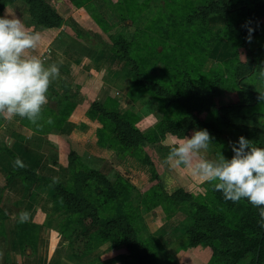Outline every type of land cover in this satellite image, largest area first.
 Returning a JSON list of instances; mask_svg holds the SVG:
<instances>
[{"label":"rangeland","instance_id":"rangeland-1","mask_svg":"<svg viewBox=\"0 0 264 264\" xmlns=\"http://www.w3.org/2000/svg\"><path fill=\"white\" fill-rule=\"evenodd\" d=\"M39 1L60 18V26L35 25L23 0L0 2V16L14 14L40 33L38 46L28 54L39 56L46 66L55 63L60 70L48 90L40 127L19 117L11 120L31 125L39 135L54 130L65 136L81 134L87 141L81 158L68 148L66 160L73 154V165L67 166L59 184L43 176L56 166L47 160L49 148L56 152V145L46 147L38 136L33 147L44 154V160L29 159L28 168L39 175L25 170L26 166L14 167L16 157L6 143L15 131H25L10 127L6 123L10 120L0 117V172L5 177L0 175V264H133L123 254V246L114 239L99 241L91 228L83 232L92 239L90 249L77 242L70 249L68 239L82 231L75 225L77 215L66 214L59 198L43 202L41 193L51 184L69 194L78 191L95 204L96 216L102 220L122 216L148 250L151 264H183L188 255L192 258L186 264H227L219 255L227 246L211 238L214 223L218 220L225 229L253 237V208L246 200L226 201L189 170L165 164L173 143L165 130L173 128L175 136L183 137L207 129L213 137L209 158L219 153L231 158L229 141L235 143L240 136L264 147V100L259 98L264 93L260 76L264 16H257L260 31L251 42L244 45L240 32L247 21L240 14L241 5L256 9L262 0H233L230 3L237 7L224 15L220 10L224 1L219 0ZM71 64L77 71L78 94L80 89L86 93L93 107L82 104L75 87L66 81ZM77 104L87 107L86 123H67ZM103 114L128 128L125 141L120 138L122 129ZM135 129L142 143L129 132ZM90 153L94 159H89ZM77 171L103 173L111 192L90 182L74 185L72 174ZM169 176L174 183L166 185ZM41 207L47 213L40 223L41 216L35 213L41 214ZM21 211L30 214L25 223L19 222ZM14 218L17 237L14 231L7 235ZM39 232L42 257L49 253L43 261L36 256ZM251 261L252 254H247L236 264Z\"/></svg>","mask_w":264,"mask_h":264},{"label":"clouds","instance_id":"clouds-1","mask_svg":"<svg viewBox=\"0 0 264 264\" xmlns=\"http://www.w3.org/2000/svg\"><path fill=\"white\" fill-rule=\"evenodd\" d=\"M246 37L251 42L252 29ZM41 40L39 32L26 27L22 20L13 15L0 16V117L11 120L26 119L40 127L43 106L48 103V90L60 76L57 64L46 66L37 55L28 54L36 49ZM260 76L264 78V70ZM264 100V93L259 97ZM53 121L49 118L48 123ZM169 145L164 163L172 169L190 171L199 180L212 185L221 192L226 201L238 203L246 200L258 210V225L264 228V147L240 136L234 143L229 141L233 155L225 158L219 153L215 158L207 155L213 137L207 129L193 130L190 136H175ZM13 166L24 168L19 157ZM165 184L174 183L172 177ZM29 213L21 211L19 222L29 220Z\"/></svg>","mask_w":264,"mask_h":264},{"label":"trees","instance_id":"trees-1","mask_svg":"<svg viewBox=\"0 0 264 264\" xmlns=\"http://www.w3.org/2000/svg\"><path fill=\"white\" fill-rule=\"evenodd\" d=\"M3 0H0V2ZM9 1V0H6ZM28 6V15L31 21L34 22L35 25L42 26L44 28H56L60 26V18L49 8L44 6L39 0H23ZM223 5L220 4V10L222 15L226 12H231L236 8V4H231L233 0H219ZM228 9V11L226 10ZM241 16L247 19L246 23H244L240 29L241 32V40L245 45L246 37L249 35L248 29H252L251 36L255 35L260 31V27L258 23H256V19L258 15L264 16V0L260 2V5L256 9L249 10L241 5ZM246 47V46H245ZM258 51V50H257ZM253 51L251 54L257 53ZM92 107L94 105H91ZM109 118L115 124L116 128L122 129L121 137L122 140L125 141V137L128 133V128L117 121L115 118L111 117V115L103 114ZM219 116H222L219 114ZM166 132H171L176 134V132L172 129H166ZM131 134L137 137L136 142H143V139L140 137L139 131L130 130ZM161 133V131H160ZM180 136V135H179ZM73 154L69 153L68 155V168L73 165ZM23 174H27L25 171H21ZM73 184H85L86 182H90L95 187H101L105 189L107 192H111V185L109 182L100 174L95 172H82L77 171L72 174ZM51 198H59L64 206V212L66 214L77 215L75 225L79 227L82 231L81 234L77 233L74 236H71L68 239V247L74 250V247L77 245H81L84 249H90L89 243L91 242L90 237L83 236V232L87 229H93L95 231L96 237L101 242H106L108 240H115L121 246H123L124 251L127 256H129L130 260L133 264H151L149 259L148 250L141 244L131 226L128 222L120 215L112 216L106 218L104 220L98 218L96 216V206L93 202H88L83 199L76 191L74 194H69L64 189H62L58 184H51ZM97 191V189H95ZM179 193V191H176ZM253 213L256 218V232L253 237L245 236L241 231L238 230H229L219 225V221L216 220L213 226V232L211 238L217 239L219 242L225 244L227 249L220 253L219 255L225 258L227 264H236L239 260L244 258L247 254H252V261L250 264H264V228L259 227L258 220L260 219L258 216V210L254 207ZM201 215H205L204 210H200ZM207 220L206 218H204ZM211 223V220L209 221ZM88 236V235H87ZM203 238V237H201ZM228 241L232 243V245L228 244ZM77 242V243H76ZM89 247V248H85ZM76 256V255H74Z\"/></svg>","mask_w":264,"mask_h":264},{"label":"crops","instance_id":"crops-1","mask_svg":"<svg viewBox=\"0 0 264 264\" xmlns=\"http://www.w3.org/2000/svg\"><path fill=\"white\" fill-rule=\"evenodd\" d=\"M46 32H50L48 29H46ZM58 41H63L61 38H57V42ZM71 66V71H68V76L66 77V81H68L69 84H71V86L75 87V93L77 95V97H79V100H82V104L86 103L87 106H91L92 104L88 101H86L87 97L85 96L86 93H83L82 90L80 89V95L78 94V83H77V77L76 74H74V72L76 71V67L74 65H70ZM74 70V71H73ZM77 72V71H76ZM44 110V106L42 111ZM87 107H85V109L77 104V105H73V108L70 110L66 121L67 123H73V124H77V123H86L85 121V113H86ZM87 114V113H86ZM44 121V119H42ZM7 124H9L10 127H13L15 129H20L23 130L25 132L19 133L18 131H15L14 133H12V136L10 137V141L8 143H6L7 145L9 144V150L11 153H13V156H15L16 158L19 157L20 160L23 162V164L26 166L25 170H28L34 174H36L34 171L37 172V170L28 168V161L29 159H34L35 161H39V160H44L43 157V153H41L39 150H37L36 148H34V144L40 139V142L45 145L46 147H52L51 144H53L54 146L56 145V152L55 150H52V148H49V156L47 157V160H52L54 161L56 164V166L50 170H47V174L43 175V176H47V178H51V180L53 182H57L59 184H61L62 182V173H65V170L67 169V160H66V152L68 150V148L70 147L73 151H75L76 153H78V158H81V153L84 149V144L87 141V138L81 134H75V135H62V132H56L54 130H52V132L54 133H47L45 135H39L36 132L34 133L32 131V129L30 128L31 125L28 124H23V123H17V122H13L12 120H10V122H6ZM90 123V122H89ZM34 133V134H32ZM39 136V139H38ZM90 144V143H89ZM76 146V147H73ZM87 156L89 157V159H94V154L90 153L87 154ZM90 163V162H89ZM38 173V172H37ZM101 173V171H100ZM1 177H4V175L0 172ZM37 175V174H36ZM39 175V173H38ZM41 175V174H40ZM67 175V173H66ZM103 175V173L101 174ZM66 178V177H65ZM5 179V177H4ZM2 179V180H4ZM41 194H45L44 196V200L43 202H46L50 197H51V188L49 187L46 188L45 190L41 193ZM40 213H35L38 216H41V220L39 221L40 223L42 222L43 218L45 217L47 212H44L41 209H39ZM36 216V215H34ZM16 218L13 219V221L9 222V229L7 231V235L12 236V232L15 233V236L17 237V229H16ZM33 222V221H31ZM38 222V221H37ZM11 225V227H10ZM4 226L6 227V225L4 224ZM39 229H41V226H39ZM41 232H39V236L37 238V250H36V256L41 255V261H43L42 259L45 257H49V253L46 254L45 252V257H42L43 255V251L40 249V241H41ZM122 248V247H121ZM121 248L119 247V249L121 250ZM122 250L124 251V248H122ZM123 254H126L125 251ZM192 258V255H188L186 257V260L183 264H186L189 261V259ZM43 264H45V262L43 261ZM201 264V263H200Z\"/></svg>","mask_w":264,"mask_h":264}]
</instances>
